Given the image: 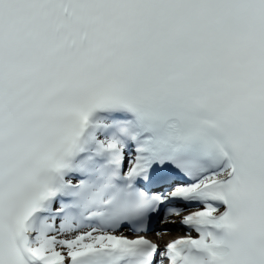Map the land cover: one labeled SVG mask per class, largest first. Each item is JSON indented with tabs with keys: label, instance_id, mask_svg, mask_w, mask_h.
I'll return each mask as SVG.
<instances>
[{
	"label": "snow or ice",
	"instance_id": "obj_1",
	"mask_svg": "<svg viewBox=\"0 0 264 264\" xmlns=\"http://www.w3.org/2000/svg\"><path fill=\"white\" fill-rule=\"evenodd\" d=\"M0 264H264V0H0Z\"/></svg>",
	"mask_w": 264,
	"mask_h": 264
}]
</instances>
